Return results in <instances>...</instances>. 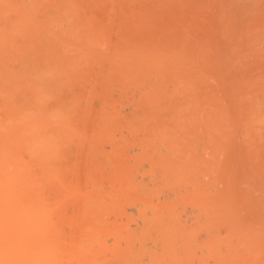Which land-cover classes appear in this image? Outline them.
<instances>
[{
	"label": "rangeland",
	"instance_id": "rangeland-1",
	"mask_svg": "<svg viewBox=\"0 0 264 264\" xmlns=\"http://www.w3.org/2000/svg\"><path fill=\"white\" fill-rule=\"evenodd\" d=\"M0 6V121L3 122H0V131L1 136L12 138L6 154L10 148L9 156L13 153L12 159L22 166L14 163L16 172L20 169L24 171L20 172L21 175L30 177H19L13 187L18 189L17 197L21 193L18 201L23 196L22 199L33 206L34 209L26 213L33 222L38 217L37 225L42 222H39L40 215L35 218L38 210L46 212L48 202L54 205L52 211L47 209L52 213L43 225L49 222V227L52 226L54 230L57 225H60V229L65 226L62 230L57 226V237L55 232L53 237L54 241L55 237L59 241L56 251L62 264H132L133 256L139 262L143 256L151 255L153 250L155 253L161 251L158 254L163 253L161 247L158 250L155 244L152 245L154 239H157L156 243L159 241L158 234H163V229L162 234L161 228L158 229L159 233L156 229L157 215L160 218L163 215V223L161 220L160 223L164 227L172 218L177 219L176 224L180 222L179 228L178 224L175 226V220L172 224L169 222L164 232L166 234L168 231L169 235L173 230L177 229L178 233L181 230L179 236L174 232L169 236L172 235V239L173 235L178 236L175 246L178 250L175 249V252L179 249H182V253L190 250L189 254L184 252L189 258L179 251L185 264L188 259L194 264H219L220 259H225L221 264H264V0H0ZM26 69L30 70L29 73H25ZM9 91V95L6 94ZM22 117L25 119L23 122ZM31 119L32 124H29ZM14 125L19 127L15 128ZM25 126H28L27 131ZM19 128L22 130L18 131ZM8 132L12 135H8ZM21 138L24 141L23 149ZM40 143H44V146L41 147ZM13 146L15 149L17 146V151ZM40 158L43 163H39ZM32 159L36 160L35 164ZM26 162L29 163L26 165ZM50 162L52 165L49 166ZM84 163L89 169L85 168ZM45 165L46 168L43 167ZM44 168L48 170L47 173L43 172ZM69 172L75 176L69 174L66 178ZM86 172H89L88 176ZM78 175L81 179L83 175V180ZM85 175L89 180L93 178L91 184L85 180L86 177L84 179ZM37 176H42V180ZM48 176L49 181L45 178ZM28 179H31L29 185ZM59 179L65 190L59 184ZM31 181L37 184H32L34 189ZM18 185L26 187L21 190ZM68 187L73 190L70 192ZM81 188H84V193ZM89 190L90 193L92 190V197ZM49 192L54 195L53 200ZM64 192L66 198L63 197ZM39 195L42 196L41 200L40 197L38 199ZM22 199L19 205L25 209L28 201ZM84 200H87V204ZM76 201L79 203L74 207ZM173 201L174 205L170 203ZM157 202L160 207L156 209ZM169 203L172 207H169ZM59 206L64 209L62 214ZM141 208H145L144 211ZM68 213L69 216L65 215ZM70 214L71 217L76 214L78 217H72V222ZM140 214L144 219L141 216L138 219ZM28 217L26 219L31 222ZM153 220L157 222L155 226L149 224ZM33 222L30 225L36 226ZM80 223L84 228L80 227ZM146 223L147 227L144 226ZM10 224V230H14ZM27 224L24 227H27L26 234L30 240L17 247L19 250L23 246V257L30 253L34 239L40 242L45 238V231L44 235L38 231L36 234L40 235L34 238L35 230L30 233L31 226ZM89 224L92 226L88 227ZM140 225L143 227L140 228ZM149 226L155 228L152 230ZM79 227L82 228L80 233ZM17 228L15 235L20 233ZM86 228L89 233L84 231ZM151 230V234L156 235L157 232V238L150 236L149 241L154 242L149 252L151 249L145 250L143 246L150 247L148 244L151 242L147 244L145 239L148 240L146 231ZM62 231L63 235H60ZM64 232H67L68 238ZM144 232L147 236H142ZM70 233L74 240L77 237V241L81 239L82 242L76 241L78 245H75ZM128 234H131L130 239L126 236ZM63 238L66 243L62 242ZM134 238L137 240L134 241ZM190 238L194 240L191 242ZM215 240L220 246L216 245ZM208 242H212L211 248ZM233 242L236 243L234 248ZM60 245L63 247L61 250ZM77 246L79 251L75 249ZM140 246L144 251L138 250ZM136 250L141 253L136 254L139 257L133 253ZM131 252L133 256L130 257ZM226 252L229 254L226 255ZM163 255L165 258L166 254ZM171 255L167 254L175 263L176 258ZM184 259H181L182 262ZM167 260L166 257L164 261ZM177 262L175 264H179Z\"/></svg>",
	"mask_w": 264,
	"mask_h": 264
},
{
	"label": "bare ground",
	"instance_id": "bare-ground-1",
	"mask_svg": "<svg viewBox=\"0 0 264 264\" xmlns=\"http://www.w3.org/2000/svg\"><path fill=\"white\" fill-rule=\"evenodd\" d=\"M1 7V6H0ZM3 7H4V5H3ZM7 8V7H6ZM6 8H4V11H6ZM7 10H8V8H7ZM2 14H3V11H2ZM11 14V13H10ZM5 15H6V13H5ZM10 16V15H9ZM4 17V16H3ZM5 19V18H4ZM9 21V20H8ZM17 21H18V19H17ZM20 21V20H19ZM15 22V21H14ZM3 23V22H2ZM4 23H5V21H4ZM11 25V24H10ZM16 25H18V24H16ZM21 25H22V23H21ZM13 29V28H12ZM15 29V28H14ZM22 29V28H21ZM0 31H1V29H0ZM20 31V30H19ZM24 31V30H23ZM5 32V31H4ZM22 32V31H21ZM29 32V31H28ZM2 33V32H1ZM12 33V32H11ZM6 34V33H5ZM5 34H4V36H5ZM18 34V33H17ZM27 34V33H26ZM32 34V33H31ZM179 34V33H178ZM180 34H181V32H180ZM2 35V34H1ZM0 35V36H1ZM179 36V35H178ZM184 36V35H183ZM180 37V36H179ZM183 38V37H182ZM26 39V38H25ZM1 40V39H0ZM24 40V39H23ZM31 41H32V38H31ZM36 42V41H35ZM8 43V42H7ZM7 43H5V45L7 44ZM34 43V42H33ZM22 44V43H21ZM17 45V44H16ZM29 45H31V42H30V44ZM45 45V44H44ZM7 46V45H6ZM39 46V45H38ZM37 46V47H38ZM47 46V45H46ZM14 48H15V46H14ZM65 48V47H64ZM19 49V48H18ZM7 50V49H6ZM12 50H13V48H12ZM33 50V49H32ZM41 50V49H40ZM8 51V50H7ZM132 51V50H131ZM133 51H134V49H133ZM33 52H34V50H33ZM42 52H43V50H42ZM42 52H41V54H42ZM64 52L66 53V51H65V49H64ZM69 52V51H68ZM4 53H5V51H4ZM4 53H3V55H4ZM11 53H12V51H11ZM10 53V54H11ZM20 53V52H19ZM30 53H31V50H30ZM43 53H45V50H44V52ZM2 54V53H1ZM7 56H8V52H7ZM18 56V55H17ZM42 56H43V54H42ZM38 57V56H37ZM19 58V57H18ZM39 59H41V58H39ZM43 60V59H42ZM41 60V61H42ZM3 61V60H2ZM7 61L8 60H6V63H7ZM4 63V62H3ZM9 64V63H8ZM40 64V63H39ZM10 65V64H9ZM22 67H23V65H22ZM8 69H9V67H8ZM23 69V68H22ZM1 70V69H0ZM13 70V69H12ZM14 70H15V68H14ZM20 70V69H19ZM26 71H27V69L25 70V73H26ZM29 71L30 70H28L27 72L29 73ZM6 72V71H5ZM11 72V71H10ZM12 73V72H11ZM4 74V73H3ZM9 74V73H8ZM33 74V73H32ZM36 75V74H35ZM33 76V75H32ZM33 77H35V76H33ZM29 78V77H28ZM28 78H27V80H28ZM11 78L9 77V80H10ZM12 80V79H11ZM19 80V79H18ZM22 79L20 78V81H21ZM32 80V79H31ZM13 81V80H12ZM15 82V81H14ZM22 82H23V80H22ZM18 83H19V81H18ZM20 84H21V82H20ZM23 84V83H22ZM35 84V83H34ZM3 85H4V83H3ZM7 85V84H6ZM35 86V85H34ZM18 87V86H17ZM0 88H1V86H0ZM19 89H20V87H19ZM23 89H24V87H23ZM25 89H27L28 90V88L27 87H25ZM3 90V89H2ZM19 91V90H18ZM18 91H17V93H18ZM30 91H31V89H30ZM30 91H29V93H30ZM11 91H9L8 93L6 92V94H8L9 95V93H10ZM13 92V91H12ZM20 92V91H19ZM25 93V92H24ZM27 93V92H26ZM25 93V94H26ZM15 93L13 92V95H14ZM20 94V93H19ZM28 94V93H27ZM21 95H22V93H21ZM32 95H33V93H32ZM5 96H7V95H5ZM25 96H27V95H25ZM11 98H13L12 96H10ZM24 97V96H23ZM31 98V97H30ZM21 99V98H20ZM23 99V98H22ZM26 99V98H25ZM28 99V98H27ZM17 100H18V98H17ZM7 101V100H6ZM11 101H12V99H11ZM8 102H10V100L8 101ZM16 102V101H15ZM19 103V102H18ZM1 104V103H0ZM7 104H9V103H7ZM13 104H16V103H13ZM24 104V103H23ZM5 105V104H4ZM10 105V104H9ZM12 105V104H11ZM19 105H20V103H19ZM26 106V105H25ZM1 107H3V105L1 106ZM5 108H7V107H5ZM9 108H11L10 106H9ZM8 108V109H9ZM17 108V107H16ZM10 110V109H9ZM13 110V109H12ZM12 110L10 111V112H12ZM15 110V109H14ZM19 111H20V108L18 109ZM23 110H24V108H23ZM4 111V110H3ZM18 111V112H19ZM21 111H22V109H21ZM26 111V110H25ZM9 112V113H10ZM15 113H16V111H15ZM5 114V113H4ZM4 114H2V115H4ZM13 114V113H12ZM17 114V113H16ZM15 114V115H16ZM14 115V114H13ZM19 115V113L17 114V116ZM8 116H9V114H8ZM20 116V115H19ZM18 116V117H19ZM30 116H31V114H30ZM6 117V116H5ZM27 117V116H26ZM11 118V117H10ZM20 118V117H19ZM4 120H6L5 118H3ZM14 119H15V117H14ZM7 120H8V118H7ZM13 120V119H12ZM22 120H25V119H23V117H22V119H21V122H23ZM29 120H30V117H29ZM10 121V120H9ZM15 121V120H14ZM18 121H20V120H18ZM17 121V122H18ZM1 122V121H0ZM13 122V121H12ZM3 122H1V124H2ZM5 123V122H4ZM13 123H15V122H13ZM19 123V122H18ZM28 123V122H27ZM32 124V119H31V121H29V124ZM25 124V123H24ZM23 125V124H22ZM26 125V124H25ZM28 125V124H27ZM3 126V125H2ZM15 126V128H18L19 127V125H18V127L16 126V125H14ZM24 126V125H23ZM1 127V126H0ZM4 127V126H3ZM11 127V126H10ZM12 127H13V125H12ZM31 126H29V129L31 130V128H30ZM33 127H34V125H33ZM8 128H9V126H7V130H8ZM25 130L27 131V129H28V126H25ZM23 129H24V127H23ZM20 130H22V129H20L19 128V130L18 131H20ZM33 130H34V128H33ZM11 131V130H10ZM17 131V132H18ZM29 131V130H28ZM7 132V131H6ZM23 131H21V133H22ZM30 132V134H31V131H29ZM9 133V132H8ZM28 133V132H27ZM19 134V133H18ZM2 134H1V131H0V168L2 169H0V264H35V262L37 263V264H60L61 262H60V260H59V256L57 255V252L58 251H56V249H57V246H58V248H59V245H56V244H58L59 243V241L56 239V237H57V234H56V228H57V226L55 227V230H54V228L51 226V228H52V230H51V228L49 227L50 226V224H49V222H48V224L47 225H43V223L44 224H46L45 223V220L47 221L48 219H49V215H51V213L47 210V209H49L50 211H52V207L54 206H51L52 204L50 203V202H48L47 203V208H45L44 206V208H45V210H46V212L43 210V208L41 209V210H43V211H39L38 210V214L35 216V218L37 217V216H39L40 215V218H39V222L40 221H42V222H40V223H38V225H37V219H38V217L36 218V220H35V222H33V220H31V218H29L28 217V214L27 213H29V209H31V211L34 209L33 208V206L31 205V204H29V201H28V206L26 205L25 206V209L23 208L24 206H22V207H20V205H19V202H20V200L22 199V197H21V199H19V201H18V198H19V196L21 195V193H19V195H18V197H17V195H16V192L18 193V189L17 190H15L14 188L15 187H13V184H16V182L15 181H17V179H19V177H20V179H21V177H23L24 178V176L25 175H21V173H23L22 171H20V169H18L19 171H17L16 172V170H17V168H15V167H13V166H16L17 165V163H15V161L16 160H14V159H12V155H13V153H12V151H11V156H9V154H10V148H9V153L8 154H6L7 152H8V149H7V145H8V143H9V140H11L12 138H7V137H4V136H1ZM3 135H4V131H3ZM8 135H12V134H8ZM20 135V134H19ZM23 135V134H22ZM35 135V134H34ZM33 135V136H34ZM48 136V135H47ZM59 136H60V134H59ZM62 136V135H61ZM51 137V136H50ZM45 138V136L43 137V138H41L42 140ZM29 139V138H28ZM32 139V138H31ZM24 140H25V137H24ZM41 140V141H42ZM52 140V139H51ZM21 143V146L24 144L23 142H22V138H21V141H20ZM25 142H26V140H25ZM30 142H32V141H30ZM36 142V141H35ZM43 142V141H42ZM55 142H57V141H55ZM15 143V142H14ZM13 143V144H14ZM29 143V142H28ZM45 143V142H44ZM44 143H43V145L40 143V145H41V147L42 146H44ZM49 143V142H48ZM52 143V142H51ZM61 143V142H60ZM11 144H12V142H11ZM169 144H170V142H169ZM15 145V144H14ZM30 145V144H29ZM36 145V144H35ZM48 145V144H47ZM52 145V144H51ZM57 145V144H56ZM9 146H10V144H9ZM12 146V145H11ZM58 146V145H57ZM63 146H65V145H63ZM63 146L61 147V148H63ZM32 147V146H31ZM13 149H15L14 148V146L12 147ZM11 148V149H12ZM29 148V147H28ZM55 148H56V146H55ZM16 149H18L17 148V146H16ZM15 149V151H17ZM22 149H23V146H22ZM25 149V148H24ZM45 149V148H44ZM32 150H33V148H32ZM46 150H47V148H46ZM49 150H50V146H49ZM135 150V149H134ZM14 151V152H15ZM57 151V150H56ZM44 152H45V150H44ZM49 152V151H48ZM19 153V152H18ZM24 153H26V151L24 152ZM54 153V152H53ZM53 153H52V155H53ZM15 154H16V158L18 157L17 156V153L15 152ZM33 154V153H32ZM42 154H43V152H42ZM50 155H51V153H50ZM33 156V155H32ZM47 157H48V154L46 155ZM26 157H28V155L26 156ZM37 157H39L38 156V154H37ZM53 157H54V155H53ZM58 157V156H57ZM13 158H15V155L13 156ZM23 158H24V161H26V159H25V157H24V155H23ZM43 159L45 158L44 156L42 157ZM38 159V158H37ZM41 159V158H40ZM48 159V158H47ZM54 158H52V160H53ZM77 159H79V158H77ZM87 159V158H86ZM17 160H19L18 158H17ZM34 159H32V161H33ZM45 160V163H46V159H44ZM51 160V159H50ZM57 160H58V158H57ZM71 160V159H70ZM88 160V159H87ZM56 161V160H55ZM10 162V163H9ZM34 162H36V160L35 161H33V163ZM38 162V161H37ZM40 162H42V159H41V161L39 160V163ZM44 162V161H43ZM42 162V163H43ZM51 162H53V161H51ZM49 163V166L50 165H52V163ZM69 162V161H68ZM72 162H74V161H72ZM81 162V161H80ZM84 162V160H82V163ZM87 162V161H86ZM9 163V164H8ZM16 165H15V164ZM29 163V162H28ZM27 162H26V165L28 164ZM22 164V163H21ZM35 164V163H34ZM63 164V163H62ZM170 164V163H169ZM20 164H18L17 166H19ZM31 165V164H30ZM43 165V164H42ZM76 165V164H75ZM84 165H85V168L87 167L86 166V163H84ZM84 165H83V167H84ZM89 165H91V164H89ZM9 168H15L14 170V172L11 170V172H9L10 170L8 169L7 170V168L8 167ZM21 166V165H20ZM19 166V167H20ZM56 166H57V164H56ZM67 166V165H66ZM22 167V166H21ZM26 167V166H25ZM30 167V166H29ZM36 167H37V163H36ZM39 167H41L40 165H39ZM43 167H45L46 168V165L45 166H43ZM55 167V166H54ZM60 168H61V166H59ZM63 167V166H62ZM45 168H44V170H43V172L45 171L46 173L48 172V170L46 171L45 170ZM69 168V167H68ZM71 168V167H70ZM79 168H80V165H79ZM88 169H89V167H87ZM163 168V167H162ZM38 169V168H37ZM52 169H53V167H52ZM75 169H77V167H75ZM156 169H157V167H156ZM160 169V168H159ZM166 169V168H165ZM24 170H25V172H26V169L24 168ZM32 170L33 169H31L30 171L32 172ZM39 170H41L40 168H39ZM80 170H82L83 171V168H81ZM155 170V169H154ZM163 170V169H162ZM28 171V170H27ZM50 171V170H49ZM74 171H76V170H74ZM82 171H81V173H82ZM85 171V170H84ZM83 171V174H85V172ZM159 171V170H158ZM157 171V172H158ZM21 172V173H20ZM29 172V171H28ZM35 172H36V170H35ZM41 172V171H40ZM90 172V171H89ZM88 172V173H89ZM160 172V171H159ZM166 172H168V171H166ZM34 173V172H33ZM58 173V172H57ZM66 173V172H65ZM81 173H79V174H81ZM88 173L86 172V175L88 176ZM154 173H155V171H154ZM168 173H170V172H168ZM27 174V173H26ZM36 174H38V172H36ZM69 174H71L70 172L67 174V176H66V178L68 177V175ZM90 174H92L93 175V173H90ZM29 176H31L32 174H28ZM40 175V174H39ZM62 175V174H61ZM72 175V174H71ZM74 176H75V174H73ZM72 175V176H73ZM84 176V179H85V177H86V179L85 180H89V179H87V176ZM163 175V174H162ZM172 175H174V174H172ZM33 176V175H32ZM46 176V175H45ZM50 176V178H51V175H49ZM49 176L48 177H45V178H49ZM64 176V177H65ZM79 176V175H78ZM82 176V179H81V177L79 176L78 178L79 179H81V180H83V175H81ZM25 177H27V178H30V177H28V176H25ZM38 177V176H37ZM40 177V176H39ZM38 177V179H41L42 180V176H41V178H39ZM55 177V176H54ZM92 177V176H91ZM155 177V176H154ZM166 177V176H165ZM89 178V177H88ZM151 178V177H150ZM163 178V177H162ZM169 178H171V175H170V177ZM31 179H33L34 180V176H33V178L31 177ZM30 179V180H31ZM36 179V178H35ZM44 179V178H43ZM72 179V178H71ZM93 179V178H92ZM91 178H90V184H91V180H92ZM153 179V178H152ZM30 180L28 179L27 180V184L29 185V183H30ZM32 180V181H33ZM45 180V179H44ZM69 180H70V178H69ZM75 180V179H74ZM154 180V179H153ZM168 180V179H167ZM170 180V179H169ZM172 180V179H171ZM24 181H25V179H24ZM24 181H23V184H24ZM29 181V182H28ZM32 181H31V187H32V184H35L36 182H33L32 183ZM48 181H49V179H48ZM53 181V180H52ZM145 181V180H144ZM163 181H165V180H163ZM177 181V180H176ZM15 182V183H14ZM20 182L22 183V181L20 180ZM44 182H47V181H44ZM55 182H57V180H55ZM62 181H60V179H59V184L61 183ZM64 182V181H63ZM68 182V181H67ZM149 182H150V179H149ZM166 182V181H165ZM58 183V182H57ZM65 183H66V181H65ZM70 183H72V182H70ZM84 183H85V181H84ZM89 183V182H88ZM88 183H86L87 185V187H88ZM151 183V182H150ZM17 184H18V182H17ZM20 184V183H19ZM52 184V183H51ZM55 184V183H54ZM93 184H94V182H93ZM129 184H130V182H129ZM167 184V183H166ZM216 184V183H215ZM27 185V186H28ZM36 186H37V184H35ZM40 185V184H39ZM53 185V184H52ZM51 185V190H52V188H53V186ZM61 185H62V183H61ZM68 185V184H67ZM72 185H73V183H72ZM83 185V184H82ZM21 185H18V187L22 190L23 188H25V187H23L22 188V186L20 187ZM59 186V185H58ZM57 186V187H58ZM64 185H62V188H64V190H65V187H63ZM92 186H94V185H92ZM142 186V185H141ZM80 187V186H79ZM201 187H202V185H201ZM204 187V186H203ZM202 187V188H203ZM208 186L206 185V188H207ZM29 188H30V186H29ZM33 189H34V186L32 187ZM39 188V187H38ZM47 188H48V186H47ZM56 188V185L54 186V189ZM61 188V187H60ZM69 188V191L71 192L73 189H71L70 187H68ZM90 188V187H89ZM135 188H137V187H135ZM139 188L141 189V187L139 186ZM205 188V189H206ZM33 189H32V194H34L33 192ZM42 189H43V187H42ZM46 189V188H45ZM44 189V191H46L47 192V190H45ZM77 189H78V185H77ZM80 189V188H79ZM82 189V188H81ZM84 189V188H83ZM83 189H82V191H83ZM95 189V188H94ZM93 189V190H94ZM201 189V188H200ZM27 190V189H26ZM25 190V191H26ZM31 189H29L28 191H30ZM67 190V189H66ZM76 189L74 188V191H75ZM143 190H144V187H143ZM43 191V190H42ZM44 191H43V193H44ZM49 191V190H48ZM81 191V190H80ZM209 191V190H208ZM27 192V191H26ZM39 192H40V188H39ZM55 192H57V191H55ZM59 192H60V190H59ZM77 192V191H76ZM89 193H90V190L88 191ZM139 192V191H138ZM198 192H199V189H198ZM204 192V194L205 195H207L206 193H205V190L203 191ZM42 193V194H43ZM51 193H52V191H51ZM50 192H49V195L51 194ZM53 193H54V191H53ZM61 193H63L62 192V190H61ZM67 193V192H66ZM83 193H84V191H83ZM86 193H87V191H86ZM91 193H92V190H91ZM90 193V194H91ZM144 193V192H143ZM143 193H142V195H143ZM146 193H147V191H146ZM146 193H145V195H146ZM200 193H202V191L200 192ZM30 194H31V192H30ZM41 194V193H40ZM56 194V193H55ZM68 194V193H67ZM75 194V193H74ZM76 194H79V193H76ZM94 194V193H93ZM63 195V194H62ZM80 195V194H79ZM88 195V194H87ZM201 195H203V194H201ZM43 196H45V194H43ZM47 196V198H48V194L46 195ZM51 196H53L52 197V199H51V197L49 198V199H51V200H53V198H54V195H52L51 194ZM67 196V195H66ZM72 196V195H71ZM82 196V195H81ZM80 196V197H81ZM85 196V195H84ZM34 197H35V195H34ZM39 197H40V199H39ZM63 197H65V192H64V196ZM74 197H77L76 195L74 196ZM86 197V196H85ZM91 197H92V194H91ZM203 197V196H202ZM41 198H42V196H38V199L39 200H41ZM66 198V197H65ZM87 198V197H86ZM204 198V197H203ZM26 199H29V198H26ZM31 199V198H30ZM57 199H59V198H57ZM69 199V198H68ZM81 200H82V198H80ZM89 199H90V197H89ZM211 199V198H210ZM23 200V199H22ZM33 200H35V199H33ZM46 200V199H45ZM51 200H49V201H51ZM91 200V199H90ZM201 199H199V201H200ZM208 200H209V198H208ZM18 201V202H17ZM23 201H25V202H27L25 199L23 200ZM31 201H32V199H31ZM38 201V200H37ZM36 201V203H38ZM48 201V200H47ZM61 201H63V200H61ZM68 201V200H67ZM69 201H70V199H69ZM72 201H74V199H72ZM85 201V203H86V201L87 200H84ZM84 201H83V203H84ZM92 201H93V199H92ZM202 201H203V199H202ZM210 201V200H209ZM213 201V200H212ZM42 202H43V200H42ZM45 202V201H44ZM52 202V201H51ZM54 202V201H53ZM57 202V200L55 201V203ZM79 202L81 203V201L79 200ZM79 202H74L73 204H74V207H76L75 206V204L76 203H79ZM88 202L90 203V201L88 200ZM152 202H153V200H152ZM178 202H179V200H178ZM204 202V201H203ZM214 202V201H213ZM21 203H22V201H21ZM24 203V202H23ZM32 203H33V201H32ZM36 203H35V207H36ZM49 203H50V207H48L49 206ZM54 203V204H55ZM67 203H69V202H67ZM146 203V202H145ZM155 203V202H154ZM158 203V206L156 205V209L158 208V207H160L159 206V202H157ZM170 203H174V201L173 202H170ZM170 203H169V207H172L171 205H170ZM211 203V202H210ZM87 204V203H86ZM149 204V203H148ZM164 204V203H163ZM163 204H162V206H163ZM198 204H199V202H198ZM201 204H203V203H201ZM206 204V203H205ZM205 204H203V205H205ZM30 205L32 206V207H30ZM80 205V204H79ZM82 205V204H81ZM92 205H93V203H92ZM91 205V206H92ZM153 205V204H152ZM165 205L166 204H164V207H165ZM174 205V204H173ZM177 205V204H176ZM181 205V204H180ZM208 205H210L209 203H208ZM217 205V204H216ZM40 206V205H39ZM41 206H42V204H41ZM56 206V205H55ZM65 206H67V204H66V202H65ZM87 206V205H86ZM139 206H140V204H139ZM168 206V205H167ZM214 206V205H213ZM219 206V205H218ZM26 207H28V209H26ZM59 207H61V206H59ZM71 207V206H70ZM77 207H79V206H77ZM89 207V206H88ZM138 207V206H137ZM137 207H136V209H137ZM177 207V206H176ZM184 207V206H183ZM205 207V206H204ZM72 208H73V206H72ZM87 208V207H86ZM92 208V207H91ZM98 208V207H97ZM188 208V207H187ZM211 208H212V206H211ZM24 209V210H23ZM37 209H38V207H37ZM57 209H59L58 208V206H57ZM63 208L61 207V214H62V211L64 210H62ZM77 209V208H76ZM88 209V208H87ZM141 209H143V208H141ZM145 209V208H144ZM144 209H143V211H144ZM146 209L148 210V207H146ZM151 209V208H150ZM200 209V208H199ZM221 209V208H220ZM226 209V208H225ZM60 210V209H59ZM84 210V209H83ZM86 210V209H85ZM84 210V211H85ZM133 210H135V209H133ZM173 210V209H172ZM177 210H178V208H177ZM201 210H205V208L203 209V207L201 208ZM207 210V209H206ZM211 210V209H210ZM209 210V211H210ZM213 210V209H212ZM211 210V211H212ZM214 210H216V207H215V209ZM26 211H28L27 213H26ZM35 211H36V209H35ZM35 211H34V213H35ZM67 211V210H66ZM76 211V210H75ZM78 211V210H77ZM141 210H140V207H139V212H140ZM168 211H169V209H168ZM190 211V210H189ZM208 211V212H209ZM39 212H43V214H39ZM70 212V211H69ZM80 212V211H79ZM78 212V213H79ZM87 212V211H86ZM137 212V211H136ZM145 212H146V210H145ZM149 212H150V210H149ZM163 212V211H162ZM181 212L182 211H180V215L182 216L183 214H181ZM191 212V211H190ZM226 212H227V210H226ZM15 213V214H14ZM31 213V212H30ZM58 213V212H57ZM74 214H75V212H73ZM92 213H94V211L92 212ZM165 212H163V214H164ZM172 213H174L173 211H172ZM195 213V212H194ZM216 214H217V212H215ZM223 213V212H222ZM221 213V214H222ZM32 214H33V212H32ZM56 214V213H55ZM54 214V215H55ZM146 214V213H145ZM149 214H151V213H149ZM153 214H155V212L153 213ZM178 214V215H179ZM16 215H17V217H16ZM27 215V216H26ZM65 215H68L69 216V213L68 214H65ZM65 215H63V216H65ZM79 215V214H78ZM81 216H82V214H80ZM176 215V214H175ZM209 215V214H208ZM212 215V214H211ZM214 216H216L215 214H213ZM219 215H220V213H219ZM11 216V217H10ZM32 215L30 214V217H31ZM61 216V215H60ZM60 216H59V218H60ZM62 216V217H63ZM76 216H77V214H76ZM76 216H72L73 218H75ZM85 216V215H84ZM91 216V215H90ZM89 216V219L91 220V217ZM140 216H141V214L139 215V220H140ZM147 216H148V214H147ZM157 216H159L158 217V219H155L156 221H154L153 220V223H151V221H149L150 223L149 224H153V226H155L154 225V223L159 227H157L156 229L158 230H160V228H161V234H162V229H163V234L162 235H159L158 234V237H160L159 238V241L156 243V240L157 239H154L152 236H157V232H156V235H155V233H153V234H151V232H152V230H153V228H155V227H153L152 228V226H149V227H151L152 228V230L150 231V232H147L148 230H150V228H145V229H147V231H146V233L148 234V240H147V238L145 239V242L148 244V243H150V244H148V245H150V247H145V246H143L144 248L143 249H151V247L153 248V246L152 245H154L155 244V247H156V249H158L159 250V248H160V250L162 249V252L163 253H161L162 254V257L164 256L163 254H166V256H165V258L163 257H161L160 258V256H161V254H158V253H160L161 251H159L158 253H155V252H153V251H155V250H153L152 251V249L149 251V252H151L152 251V253H150L151 255H145V256H141L142 258H144V259H146L145 257H147V259H146V261H147V263L148 264H165V263H167L168 264V262L171 264V263H173V261H171L172 259L171 258H168V256H167V254L168 255H170V254H172L170 257H174L175 256V258L177 259V260H181V259H184V258H181V256L183 257V255H184V257L185 256H187V258H189L188 256V252L190 251H188L187 252V250H185L184 252H187L188 254L186 255V254H184V252L182 253V251H180V250H182V249H179V251H180V253H182L181 254V256H180V253H179V251L177 252H175V249H176V247L175 246H177L176 245V240L178 239V236L180 235V231H179V233L177 232V229H176V231L175 230H173L171 233H177L178 234V236L176 235H173V239H172V235L171 236H169L171 233H169V235H168V231H166V234H165V232H164V229H167V227H168V223L169 222H171V224H172V221H174L175 220V218L173 219H171L168 223H167V225L165 224V227H164V225H162V223H163V221L161 220V218L163 217V215H162V217L160 218V215H157ZM225 216V215H224ZM12 217H13V219L14 218H16L17 219V221H16V219L14 220V222H13V219H12ZM29 218V220H31V222H33L32 224H36V226L34 227V226H31L30 225V223L31 222H29L28 221V219H26V218ZM67 217V216H66ZM70 217H71V214H70ZM72 217H71V221L73 220L72 219ZM78 217V216H77ZM94 217V216H93ZM93 217H92V219H93ZM143 216H141V218H142ZM149 217H152V216H149ZM167 217V216H166ZM178 217V216H177ZM226 217V216H225ZM228 217V216H227ZM65 218V217H64ZM80 218V217H79ZM78 218V219H79ZM95 218H96V216H95ZM145 218H146V215H145ZM168 218V217H167ZM212 218H213V216H212ZM19 219V220H18ZM34 219V218H33ZM62 219V218H61ZM76 219V218H75ZM80 219H83V217L82 218H80ZM100 219V218H99ZM137 219V220H138ZM143 219H144V217H143ZM142 219V220H143ZM170 219V218H169ZM204 219V218H203ZM215 219V218H214ZM10 220L12 221V224H10L11 222H10ZM56 220H58V216H57V219ZM56 220H54L53 219V221H56ZM67 220H68V218H67ZM147 220H148V218H147ZM159 220V221H158ZM160 220H161V222L162 223H160ZM177 220V219H176ZM176 220L174 221V224H175V226L178 224H176ZM179 220V219H178ZM208 220H209V218H208ZM62 220H60V222H61ZM65 221V220H64ZM69 221H70V218H69ZM74 221V220H73ZM72 221V222H73ZM87 220H85V222H86ZM89 221V220H88ZM94 221V220H93ZM165 222L164 223H166V220H164ZM212 221V220H211ZM26 222V223H25ZM27 222H28V224L33 228L32 229V232H31V227L29 228L30 229V233H33V231H34V233H35V236H34V238H36V236H39L40 234H36V233H39L38 231H41V233L44 235V231H45V238H42V240H40V242H38L37 240H35L34 238H32V239H34L33 241H35L34 243H32L33 244V247L30 249L29 248V252L31 253H26L27 255H25L24 257H23V255H24V251H23V246H22V248L20 249L19 248V250H17L18 248V246L19 245H22V244H24V243H27V240H28V238H29V236H27V234H26V232H28L27 230H26V228L24 227V224L26 225L27 224ZM71 222V223H72ZM79 222V221H78ZM82 222V221H81ZM90 222V221H89ZM15 223V225L13 226V224ZM19 223V225H18V227L19 228H17L16 226H17V224ZM50 223L52 224V222L50 221ZM54 223V222H53ZM58 223H59V220H58ZM70 223V224H71ZM86 223H88V222H86ZM136 223H137V221H136ZM143 223V222H142ZM144 223H145V221H144ZM147 223H148V221H147ZM146 223V225L144 224V226H148V224ZM9 224H10V227L12 228V227H14L15 229L17 228V230L18 229H20L19 230V232L20 233H17L16 235H15V232H14V230H12L13 232H14V234L11 232V230H10V228H9ZM27 224V225H28ZM55 224V223H54ZM57 224V223H56ZM63 222H62V226H63ZM65 224H66V222H65ZM74 224H76V222L74 223ZM93 224V223H92ZM159 224H161L162 225V227L161 226H159ZM179 224H180V222H179ZM178 224V228L179 227H181L180 225ZM183 224V223H182ZM210 224H211V222H210ZM12 225V226H11ZM142 225V224H141ZM140 225V228L141 227H143V226H141ZM204 225V224H203ZM212 225H213V223H212ZM47 226V227H46ZM62 226H61V228H62ZM78 225H76V227H77ZM82 226V224L80 223V227ZM87 225H85V227H86ZM90 226H92V225H90L89 224V226L88 227H90ZM205 226V225H204ZM59 227V229H60V225L58 226ZM65 226H63V228H64ZM68 227H70V226H68ZM78 228L79 230H78V232L80 233L81 231V229L82 228H84V225L82 226V228ZM137 227V226H136ZM184 227V226H183ZM183 227H182V230H183ZM213 227V226H212ZM216 227V226H215ZM62 228V229H63ZM169 228H171V226L169 225ZM172 228L174 229V226H172ZM202 228V227H201ZM207 228V227H206ZM62 229H60V230H62ZM67 229V228H66ZM76 229V228H75ZM156 229H155V231H156ZM187 229V228H186ZM219 229H220V227H219ZM10 230V231H9ZM16 230V231H17ZM21 230H22V232H21ZM60 230H59V232H60ZM65 230V229H64ZM140 229H138V231H139ZM159 230H158V233H159ZM194 230V229H193ZM67 231H68V229H67ZM84 231H88V233H89V230L86 228V230H84ZM91 231V230H90ZM145 231V230H144ZM187 231V230H186ZM9 232H11V235H10V233ZM54 232H55V234H56V237H55V241H56V243H55V241H54ZM58 232V231H57ZM94 232H95V230H94ZM184 232H185V230H184ZM188 233H189V229H188V231H187ZM215 232V231H214ZM29 233V234H30ZM65 233V232H64ZM79 233H78V235H79ZM82 233H83V231H82ZM85 234H86V232H84ZM141 233H143V232H141ZM182 233H183V231H182ZM66 234H67V232L64 234L65 235V237H67L66 236ZM144 234H145V232H144ZM147 234H145V235H142V236H147ZM15 235V236H14ZM59 235V234H58ZM60 235H63V231H62V234L60 233ZM71 237H72V235H73V232H72V235H71V233L69 234ZM77 235V236H78ZM131 234H128V235H126L127 237H128V239H130V236ZM136 235V234H135ZM135 235H134V237H135ZM164 235H167V237H165ZM184 235V234H183ZM187 235V234H186ZM27 236V237H26ZM32 236V235H31ZM30 236V237H31ZM150 236L152 237V239H154V241H155V243H153L152 244V242H154L153 240L151 241H149V239H151L150 238ZM174 236H175V238H174ZM193 236H194V234H193ZM196 236H197V233H196ZM213 236H215V234H213ZM216 236H217V234H216ZM43 237V236H42ZM64 237V236H63ZM73 237H74V235H73ZM72 237V238H73ZM79 237V236H78ZM139 237V236H138ZM137 237V238H138ZM182 237V236H181ZM186 237V236H185ZM188 237H190V234H188ZM27 238V239H26ZM62 238V237H61ZM68 238V237H67ZM66 238V241L68 240ZM82 238V237H81ZM92 238V237H91ZM157 238V237H156ZM44 239V240H43ZM59 239V238H58ZM135 239L136 238H134V241H135ZM175 239V241H173ZM183 239V238H182ZM186 239V238H185ZM215 239V238H214ZM216 239H218V238H216ZM20 240L22 241V242H20ZM25 240H26V242H25ZM30 240V239H29ZM28 240V241H29ZM61 240V239H60ZM109 240V239H108ZM137 240V239H136ZM144 240V239H143ZM142 240V241H143ZM184 240V239H183ZM193 240H194V238H193ZM192 240V241H193ZM219 240H221V239H219ZM37 241V242H36ZM73 241H74V243L77 241V237H76V239L74 240V238H73ZM141 241V240H140ZM185 241V240H184ZM187 241H189V240H187ZM190 241H191V238H190ZM191 241V242H192ZM211 241V240H210ZM18 242V243H17ZM20 242V243H19ZM24 242V243H23ZM31 242H32V240H31ZM62 242H64V243H66L65 242V239L63 238L62 239ZM71 242V241H70ZM77 242H82L81 241V239H80V241H77ZM94 242V241H93ZM109 242V241H108ZM126 242V241H125ZM178 242H179V240H178ZM195 242H196V240H195ZM195 242H194V244H195ZM212 242H214V241H212ZM212 242H208L209 243V248H211V246H210V243H211V245H212ZM215 242H216V245L218 244L219 246H220V243H218L217 242V240H215ZM214 242V243H215ZM85 243V242H84ZM91 243V242H90ZM98 243V242H97ZM120 243H121V241H120ZM130 243V242H129ZM145 243V245H147ZM190 243V242H189ZM234 244H233V248H234V246H235V242H233ZM31 244V243H30ZM117 244H119L118 242H117ZM152 244V245H151ZM181 244V243H180ZM179 243H178V245H180ZM222 244V243H221ZM63 246H66V245H64V244H62ZM62 245H60V250H61V247H62ZM73 246H74V244H72ZM72 245L70 246L72 249L74 248V247H72ZM75 245H78V244H76L75 243ZM88 245V244H87ZM105 245V244H104ZM131 245H132V243H131ZM136 245H137V243H136ZM141 245H142V242H141ZM208 245V244H207ZM29 246V245H28ZM31 246V245H30ZM29 246V247H30ZM138 246H139V243H138ZM214 246V245H213ZM237 246V245H236ZM21 247V246H20ZM88 247V246H87ZM91 247V246H90ZM118 247H119V245H118ZM135 247V246H134ZM155 247H154V249H155ZM179 248H181L182 247V244H181V247L180 246H178ZM216 247V246H215ZM223 248H224V245L222 246ZM227 248H228V246H226ZM63 248V247H62ZM65 248V247H64ZM67 248H68V245H67ZM78 248V246L75 248V249H77ZM114 248V247H113ZM121 248V247H120ZM129 248V247H128ZM131 248V247H130ZM183 248V247H182ZM184 248H186V247H184ZM188 248V247H187ZM186 248V249H187ZM190 248V247H189ZM193 248V247H192ZM194 248H195V245H194ZM193 248V249H194ZM214 248V247H213ZM219 247H217L216 249L219 251V249H218ZM222 248V249H223ZM231 248V247H230ZM240 248V247H239ZM239 248H238V250H239ZM71 249V250H72ZM89 249V248H88ZM116 249V248H115ZM132 249V248H131ZM140 249H142V247L140 246L139 247V249L138 250H140ZM142 249V250H143ZM145 249V250H146ZM196 249H197V247H196ZM63 250H65V249H63ZM68 250H70V249H68ZM78 250V249H77ZM83 250V249H82ZM114 250V249H113ZM117 250V249H116ZM129 250V249H128ZM158 250H156V251H158ZM176 250H178V249H176ZM227 250V249H226ZM225 250V251H226ZM230 250V249H229ZM234 249H232V251H233ZM66 252H67V250H65ZM73 251V250H72ZM79 251V250H78ZM87 251V250H86ZM131 251V250H130ZM144 251V250H143ZM143 251H141V252H143ZM203 251H204V249H203ZM206 251V250H205ZM204 251V252H205ZM212 251V250H211ZM84 252V251H83ZM90 252V251H89ZM103 252V251H102ZM119 252V251H118ZM117 252V253H118ZM122 252H124L123 250H122ZM140 251H138V253H137V250L134 252L133 251V253H135L134 255L136 256V257H139V255L137 256L136 254H141V253H139ZM146 252V251H145ZM165 252V253H164ZM193 252V251H192ZM231 252V251H230ZM235 253L236 252H238V251H234ZM23 253V254H22ZM61 253V252H60ZM81 253H82V251H81ZM119 253H121V251L119 252ZM128 253V252H127ZM147 253V252H146ZM145 253V254H146ZM177 253V255H174V254H176ZM179 253V254H178ZM195 253L197 254V252L195 251ZM209 253V252H208ZM207 253V254H208ZM214 253H215V255H216V250L214 251ZM218 253V252H217ZM220 253H221V251H220ZM220 253H218V254H220ZM59 254V253H58ZM63 254V253H62ZM66 254V253H65ZM80 254V253H79ZM86 254V253H85ZM91 254V253H90ZM147 254H149V253H147ZM191 254V253H190ZM205 254V253H204ZM221 254H223V253H221ZM227 254H229V253H227L226 252V255ZM71 255V254H70ZM69 255V256H70ZM76 255V254H75ZM81 255V254H80ZM94 255V254H93ZM115 255H116V253H115ZM121 255H123V253L121 254ZM126 255V254H125ZM130 255V257H131V255H132V252H131V254H129ZM143 255H144V253H143ZM160 255V256H159ZM210 255V254H209ZM232 255V254H231ZM58 256V257H57ZM65 256V255H64ZM77 256H78V254H77ZM133 256V255H132ZM148 256H150V260L148 259ZM177 256V257H176ZM179 256V257H178ZM225 256V255H224ZM238 256V255H237ZM58 259H57V258ZM71 257V256H70ZM73 257V256H72ZM88 257V256H87ZM94 257H96V256H94ZM93 257V258H94ZM113 257V256H112ZM116 257H118V256H116ZM122 257H124V256H122ZM121 257V258H122ZM126 257H127V255H126ZM129 257V256H128ZM134 257V256H133ZM133 257H131L132 258V264L134 263V262H136V264H145L146 263V261L144 262L143 261V259L141 258L140 260H138L139 262H137V260H136V258H133ZM166 257H167V261H164V259L166 260ZM196 257H197V255H196ZM207 257V256H206ZM209 257V256H208ZM223 257V256H222ZM225 257H227V256H225ZM67 258V257H66ZM69 258V257H68ZM74 258V257H73ZM76 258H78V257H76ZM75 258V259H76ZM119 258V257H118ZM131 258H129L128 260L129 261H131ZM175 258H173V260L175 259ZM193 258H194V256H193ZM217 258H218V256H217ZM228 258V257H227ZM231 258V261H229L228 259V261H229V263L231 262V263H233V258L230 256L229 257V259ZM57 259V260H56ZM81 259V258H80ZM91 259V258H90ZM88 260V261H91V260ZM123 259V258H122ZM171 259V260H170ZM174 260V261H176L177 262V260ZM220 259V258H219ZM65 260H67V259H65ZM69 260H70V258H69ZM85 260V259H84ZM84 260H83V262H84ZM95 260V259H94ZM134 260V261H133ZM191 261H193V259H190ZM196 260H198V259H196ZM213 261H214V259H212ZM225 260V259H224ZM223 260V261H224ZM56 261H59V262H56ZM78 261V260H77ZM118 261V260H117ZM122 261V260H121ZM141 261V262H140ZM164 261V262H163ZM171 261V262H170ZM207 261V260H206ZM217 261H219V260H217ZM221 259H220V261H219V264H221ZM222 261V262H223ZM65 262V261H64ZM69 262V261H68ZM67 262V263H68ZM72 262H74V261H72ZM118 262H120V261H118ZM175 262V263H176ZM179 262V261H178ZM177 262V263H178ZM182 262V260L179 262V264ZM185 262V259H184V261L182 262V264ZM187 262V264L189 263V264H194V262H192V263H190L189 262V259L186 261ZM201 262H203V261H201ZM235 262V261H234ZM77 263V262H76ZM78 263H80L79 261H78ZM86 263H88L87 261H86ZM97 263V262H96ZM122 264H123V262H121ZM131 263V262H130ZM146 263V264H147ZM175 263H173V264H175ZM199 263H200V261H199ZM227 263V262H226ZM62 264V263H61ZM75 264V263H74ZM82 264V263H81ZM89 264V263H88ZM93 264V263H92ZM185 264V263H184ZM205 264V263H204ZM211 264V263H210ZM215 264V263H214ZM218 264V263H217Z\"/></svg>",
	"mask_w": 264,
	"mask_h": 264
}]
</instances>
